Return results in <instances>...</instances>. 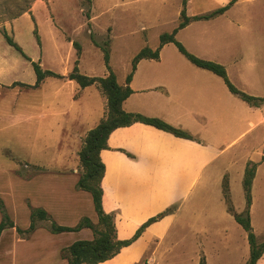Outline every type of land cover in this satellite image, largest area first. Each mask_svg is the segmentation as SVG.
<instances>
[{
	"label": "rangeland",
	"instance_id": "1",
	"mask_svg": "<svg viewBox=\"0 0 264 264\" xmlns=\"http://www.w3.org/2000/svg\"><path fill=\"white\" fill-rule=\"evenodd\" d=\"M183 1L0 0V222L6 214L15 226L1 233L0 264H59L61 246L73 239L69 233L76 232L52 233L50 222L73 227L81 218H88L87 213L91 221H97L90 194L76 187L81 174L78 152L84 138L80 142L73 133H82L106 113V102L104 105L97 96L101 92L96 85L84 89L75 81L70 84L46 77L36 88L11 86L14 82L34 84L36 78L31 63L6 43L1 30L43 71L59 76L71 73L75 62L81 75L106 76V47L111 71L124 82L134 56L144 47H158L159 36L177 26ZM209 29L214 27L205 32ZM179 38L181 44L185 42L183 34ZM74 43L79 45V55ZM188 46L189 53L201 50L198 45ZM201 47L205 52L215 51L212 46ZM161 57L137 65L134 88L163 84L165 89L162 95L151 92L148 96L153 102L143 109L148 115L135 113L161 118L195 137L184 155H176V144L172 159L169 155H125L129 161L117 176L114 200L129 210L136 206L139 218H146L124 239H130L148 219L162 214L153 223L173 219L156 264H170L168 260L179 258L183 250L190 252L195 264V252L201 248L207 257L198 258H206L208 264H218V259L223 264H238L234 248L240 249V256L245 251L248 256L249 246L246 232L228 207L238 214L246 207L243 173L239 176V171L244 166V147L256 133L249 122L255 123L259 112L231 94L221 78L192 65L174 44H168ZM174 72L181 75L170 76ZM227 77L238 90H248V83L235 79L232 71ZM140 97L135 93L131 101ZM260 171L254 182L250 219L258 243L264 242V167ZM34 209L46 211L49 221L35 220L29 231ZM81 212L85 215L77 219ZM107 214L116 229V212ZM187 224L209 229L210 236L189 232ZM33 233L37 234L33 243L25 244L26 236L31 238ZM58 248L60 253L55 252ZM149 249L135 264H145Z\"/></svg>",
	"mask_w": 264,
	"mask_h": 264
},
{
	"label": "crops",
	"instance_id": "2",
	"mask_svg": "<svg viewBox=\"0 0 264 264\" xmlns=\"http://www.w3.org/2000/svg\"><path fill=\"white\" fill-rule=\"evenodd\" d=\"M230 1L231 0H186L185 13L187 17L204 15L228 5ZM180 11L181 10H179V13ZM257 21L259 22L257 23ZM211 27H214V29H209L207 32H205L206 29ZM180 34L184 35L185 42H182V45L187 52V49L189 48L188 44L192 46L198 45L197 48L201 49L200 52H193L191 50V53L202 58V60L213 59L215 63H218L225 68L226 74H228V76L232 71V75L235 79L241 81L242 83H248V90L247 88L244 90L246 94L264 100V0H236L222 14L217 15L209 20L190 21L184 28L179 29L175 35V39L179 43H181L179 38ZM168 44L171 43H167L160 48L157 59L148 60H161L162 50ZM202 45L212 46L214 47L215 51L205 52L201 47ZM156 48L151 50L153 51ZM207 54L212 55L208 57L214 58H207L205 56ZM142 60L146 59H141L139 62L141 63ZM137 65L129 82V87L132 89L133 93H131V95L122 103V109L128 113L140 112L143 115H148L143 112V109L147 105L153 103L152 101H149L148 96H150L151 92H157L158 95H162L165 87L163 84H157L154 87H150L151 85L147 84H140L137 86L138 88H134L133 82L134 80L136 81V76H134V73L137 70ZM180 75L181 74L175 72L173 74L170 73V76H175L174 78ZM116 81L121 86L126 85L125 80L124 82H120L116 77ZM67 82L72 84L73 81L68 80ZM88 87H85L84 89H87ZM135 93L139 94L141 97L131 101ZM97 96L105 105L106 99L103 97V95H99V93H97ZM152 98L153 97H151L150 100H152ZM251 108L258 110L259 112L257 121L255 123L249 122V125L254 129V131H256V133L251 139H249L247 145L244 147V150L246 151V154L243 155L242 162L244 166L243 168L241 167L239 171L240 176L241 173H244V167L247 162H253L257 164L255 175L251 184V203L249 207L250 219L252 208L254 206V198L252 194L254 191V182L258 173H261V168L264 167V101L261 105H259V107ZM88 116L89 115L85 117L88 118ZM158 119L162 120L161 118ZM98 123L99 122L93 121V125H87L83 129L82 133H73V135H75V138L81 142L86 133L90 129L94 128ZM181 130L191 135L187 130ZM191 136L194 139L195 136ZM193 139L188 140L175 137L171 133L139 122L132 123L126 127H119L109 134L106 141L107 148L101 150L99 153L100 159L104 165V174L101 182V187L103 190L102 208L106 213H108V211L116 212V234L119 240H126L124 238H127L129 236L128 234L132 233V230L137 225V223L141 220L143 221L146 218H139L140 214L138 213L137 215V213L134 211L136 206H129L131 209L129 210L126 209L125 205L114 200V190L116 191L115 184L117 176L119 175L123 164L129 161L125 155H127V153L133 155H169V159H172L175 155L176 144L178 146L176 155H181V153L184 155L188 148L191 150ZM261 174L259 176H261ZM83 215L85 214L82 212L79 214L77 213V219ZM86 215L88 218H91L88 213ZM172 219H164L162 221L152 223L144 229L141 235L133 243L122 248L113 258L98 264H135V262H137L149 248V254H147V260L145 264H156L157 254L167 236ZM185 229L189 232L192 231L195 233V235L202 232L203 234L210 236V230L205 229V227L195 228L192 226V224L191 226L190 224H187ZM220 231L226 232V229H220ZM75 234L76 235L69 233L70 236H73V239L70 240L71 242L63 244L61 247H68L74 241L78 240H90V237L93 236L89 229H82ZM36 235V233H33L31 238L27 235L26 239L24 240L25 244L29 243L31 245L33 243L32 240H34ZM58 235L61 234H57L55 236ZM175 245H177L176 242ZM167 246L168 245H166V247ZM166 247L164 245V248ZM59 249L60 248L56 249L55 252L58 253ZM170 251L171 249L169 248L166 252ZM234 252L235 255L238 254L237 259H239V261H237V263L246 264L249 258V253L247 256L245 251L243 255L240 256L241 251L238 247L234 248ZM195 254L197 256V262H195V264H199L200 262L198 258L199 255H205L207 257L203 248L200 249V252H195ZM178 256L179 258L182 257V259L174 256L173 258H170L168 262L170 264H192L190 252L183 250L180 254H178ZM65 261L66 260L62 259L61 263L59 264H66ZM205 261V264H208L209 260L207 261L205 258ZM217 261L218 264H223L222 259H218ZM255 264H264V252Z\"/></svg>",
	"mask_w": 264,
	"mask_h": 264
},
{
	"label": "trees",
	"instance_id": "3",
	"mask_svg": "<svg viewBox=\"0 0 264 264\" xmlns=\"http://www.w3.org/2000/svg\"><path fill=\"white\" fill-rule=\"evenodd\" d=\"M236 0H231L228 5L216 9L210 13L187 17L185 13L186 0L183 1L182 9L179 13L180 21L177 26L170 33H163L159 36V46L155 50L148 47L142 48L132 59L131 71L126 76L125 86L117 83L115 74L111 71L109 65V53L107 48H103V58L105 67L108 71L104 77H88L78 73L75 62V67L71 73L66 76H59L50 71H43L40 65L31 61L21 50V48L12 40L4 29L1 33L6 43L16 49L20 55L31 63L35 74V83L27 85L20 82H14L11 86L19 85L21 87L36 88L46 77H58L64 80L75 81L81 88L91 85H96L101 94L106 99V113L105 117L92 129H90L83 140L82 147L78 152V159L81 166V174L77 179L76 187L78 190L90 194L94 211L96 214V223L92 222L89 218L83 217L73 227L58 226L54 222H50V231L52 233L62 232H78L82 229H89L92 232L93 238L91 240H78L61 250L60 256L67 261V264H98L113 258L119 251L133 243L144 231V229L151 223L155 222L162 214L152 217L144 222L133 234L130 239L117 240L116 229L111 215L105 213L102 208V195L103 190L101 182L104 174V165L100 159L99 153L101 150L107 148L106 141L109 134L119 128L126 127L132 123L139 122L157 129L171 133L175 137H180L192 140L193 137L181 129L174 128L158 118H148L137 113H128L122 109V103L131 95L132 90L129 87L131 76L135 70L137 63L141 59H157L160 48L167 44L172 43L176 46L178 51L193 65L201 69L212 72L219 76L224 81L228 91L245 101L251 106L258 107L263 103V99L255 98L243 93L235 88L229 81L225 68L215 62L202 60L186 51L181 43L175 39V35L179 29L184 28L190 21L209 20L217 15L226 11ZM36 43L40 45V39L37 30H33ZM77 49L79 55V45L73 44ZM256 163L247 162L244 168L242 187L246 207L243 214L235 213L232 208L228 207V212L232 215L233 219L241 228L246 232L247 242L249 245V258L246 264H255L259 257L264 252V242L258 243L255 234L253 233L250 218L249 207L251 203V184L255 175ZM227 188H225L226 192ZM31 223L29 231L35 227V220L49 221V216L46 211L42 209H34L31 211ZM15 228L14 224L8 220L6 214L3 215V220L0 222V234L7 228ZM17 232H23L16 228ZM199 264H205L203 259H200Z\"/></svg>",
	"mask_w": 264,
	"mask_h": 264
}]
</instances>
